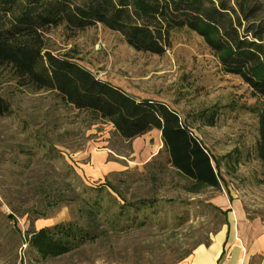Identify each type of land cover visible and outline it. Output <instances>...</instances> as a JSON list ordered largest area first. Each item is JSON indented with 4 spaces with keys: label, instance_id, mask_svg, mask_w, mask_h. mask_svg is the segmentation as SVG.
I'll use <instances>...</instances> for the list:
<instances>
[{
    "label": "trees",
    "instance_id": "trees-1",
    "mask_svg": "<svg viewBox=\"0 0 264 264\" xmlns=\"http://www.w3.org/2000/svg\"><path fill=\"white\" fill-rule=\"evenodd\" d=\"M98 25L120 34L135 51L157 56L171 48L174 31L198 35L226 75L239 78L255 97L263 99L258 112V158L264 165V0H0V68H8L22 88L55 93L86 121L112 125L113 136L125 144L160 132L163 147L156 157H163V162L152 165L153 158L140 180L155 186L162 181V173L171 176L178 192L194 198L208 189L221 190L223 179L220 160L209 153L186 118L166 103L129 95L100 80L68 54H55L48 47L47 34L52 29L63 27L74 35ZM11 113V104L0 92V115ZM204 119L214 126V114ZM24 130L28 143L34 141L33 150H43L67 172L60 174V183L48 174L25 180L31 187L27 196L20 190L14 192L13 198L21 204L8 219L16 226L17 217L29 219L31 215L26 240L42 261L67 256L111 234L151 227L166 214V208L195 204L192 198L167 199L157 194L131 199L108 176L101 184L88 185L65 159L60 147L66 148L59 147L63 142L54 140L55 133L30 125ZM68 205L71 220L35 230L37 221L51 218ZM217 210L228 225L227 213ZM12 234L22 236L17 227ZM19 241L13 240L0 258L17 264L18 249L24 244ZM202 244L209 247L211 241L198 247ZM6 246L1 245L2 249ZM192 252L187 251L178 262Z\"/></svg>",
    "mask_w": 264,
    "mask_h": 264
},
{
    "label": "rangeland",
    "instance_id": "rangeland-1",
    "mask_svg": "<svg viewBox=\"0 0 264 264\" xmlns=\"http://www.w3.org/2000/svg\"><path fill=\"white\" fill-rule=\"evenodd\" d=\"M47 39L53 53L68 54L100 80L135 98L166 103L186 118L209 153L220 160L222 186L219 191L208 189L193 198L178 192L171 176L161 173L162 181L155 186L144 178L140 180V173L153 158L152 165L163 162V157H156L163 147L159 133L152 132L125 144L113 136L112 125L86 121L55 93L20 87L10 70L3 67L0 92L11 104L12 113L0 115V253L8 251L18 238L19 244H24L18 249L17 264L20 260L22 264H185L198 244L211 241L228 226L223 224L217 209L227 213V221L230 210L222 209L219 200L242 205L251 220L264 218V165L258 158V112L263 99L255 97L239 78L226 75L198 35L187 30L174 31L172 46L163 56L135 51L120 34L102 25L74 35L63 27L52 29ZM212 114L215 124L209 126L204 117ZM27 125L55 133L54 140L63 142L59 147L66 148L60 147L65 159L88 185L101 184L108 176L131 199L157 194L167 199L192 198L195 204L172 207L170 211L166 208V214L151 227L111 234L67 256L42 261L26 240L31 215L29 219L17 217L16 226L8 219L12 209L21 204L13 198L14 192L20 190L27 196L31 187L25 180L48 174L60 183V174L67 172L58 161H50L43 150H33L34 141L28 143L24 132ZM93 154L106 157L103 170L108 174L102 179L90 170L95 167ZM127 170L129 175H115ZM30 205L31 202L27 206ZM71 213L68 205L51 218L37 221L35 230L69 221L73 218ZM180 223L183 224L178 228ZM15 227L21 237L13 236ZM4 244L7 246L2 249ZM192 249L191 256L178 262ZM0 264H9L7 257L0 258Z\"/></svg>",
    "mask_w": 264,
    "mask_h": 264
},
{
    "label": "crops",
    "instance_id": "crops-1",
    "mask_svg": "<svg viewBox=\"0 0 264 264\" xmlns=\"http://www.w3.org/2000/svg\"><path fill=\"white\" fill-rule=\"evenodd\" d=\"M153 132L159 133L161 139L160 132ZM160 144L162 146L161 140ZM91 161L95 165L93 169H90L92 174L98 175L101 177L100 179L108 174L104 171L105 168L103 170V167L107 165L104 154L97 156L93 154ZM219 203L222 209L230 210V212L228 214V226L219 232L223 238L214 256V264H264V218L249 219L242 205L235 202L231 203L228 199L219 200ZM44 227L46 226H42L41 229ZM214 242L215 237L212 238L210 246ZM191 257L190 261L185 264H193L194 254Z\"/></svg>",
    "mask_w": 264,
    "mask_h": 264
},
{
    "label": "bare ground",
    "instance_id": "bare-ground-1",
    "mask_svg": "<svg viewBox=\"0 0 264 264\" xmlns=\"http://www.w3.org/2000/svg\"><path fill=\"white\" fill-rule=\"evenodd\" d=\"M222 235H215V242L210 247L199 246L194 251V262L193 264H214V256L218 251V248L222 242Z\"/></svg>",
    "mask_w": 264,
    "mask_h": 264
}]
</instances>
